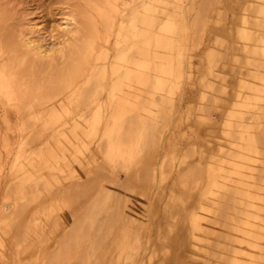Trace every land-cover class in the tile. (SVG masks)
<instances>
[{"label": "rangeland", "instance_id": "1", "mask_svg": "<svg viewBox=\"0 0 264 264\" xmlns=\"http://www.w3.org/2000/svg\"><path fill=\"white\" fill-rule=\"evenodd\" d=\"M183 2L184 7L153 2L157 18L162 15V6L179 23L180 13L186 11L187 26L175 29L174 42L192 56L190 73L178 80V87L169 94L170 101L162 103L149 140L138 143L135 160H139V165L125 168L115 161L109 163L110 168L97 171L100 155L96 143L84 139V158L79 164L70 159L65 167V172L76 175L64 178L59 174L58 183L49 179L48 190L41 187L44 191L37 197L36 209L31 210H37V218L32 214L38 222L34 225L29 222L35 218L28 219L29 222L26 218V225L21 220L25 227L16 220V210L32 195V181L25 179L19 164L33 172L27 157L35 168L47 173L43 157L52 140L48 138L51 130L41 129V119L34 121L30 112L47 111L50 106L58 110L61 100L67 103L70 91L51 95L49 101L35 99L39 97L35 95L29 102L30 109L23 102L0 95V264H187L190 259L194 264H230V248L239 235L245 238L243 256L248 259L247 264H264V195L253 197V216L247 218L243 214L246 185L214 186L199 195L196 186L200 182L189 175L196 164L205 172L215 147L209 148L206 143L211 145L218 140L227 144V153L240 155L233 158L241 163L250 186H264V143L253 139L250 150H244L238 138L240 132H248L253 138L264 135V102L254 100L257 102L252 104L254 92L264 77V54L259 51V46L264 45V0ZM141 3L142 0H115V7L107 10L106 22L95 18L98 37L88 58L90 66L97 67L102 62L124 66L125 62L114 53L116 41L128 38L132 45L125 51L126 57L134 61L144 58L134 50L136 45L144 44L133 39L135 32L128 19L133 9H142ZM83 6L84 0H0V49L12 53L10 44L5 43L8 32L17 40L29 37L42 41L41 34H47L51 28V33L56 30L54 34L58 35L55 28L63 23V17L70 18ZM241 14L249 16L253 23L248 24L254 31L251 41L240 37L237 31ZM70 20L74 27L80 26L77 16ZM78 38L71 35L72 46L78 44ZM241 44H252L253 51L241 50ZM206 49L212 50V61L205 55ZM99 51L102 57L96 56ZM66 56L53 62L35 56L33 74L26 73L31 58L28 56L20 65V74L25 75L29 86L41 85L46 73L61 66ZM2 61L0 51V65ZM104 84L107 87L108 79ZM236 94L242 99L233 105L235 116L230 117L228 108ZM246 95L251 96L250 101L247 99L249 107L244 105ZM229 121L235 126L230 127ZM160 163L165 178L160 177ZM104 178L111 181L103 183L112 194L109 206L106 211L96 212L94 223L81 220L85 225L79 219H84L80 216L86 208L78 206V198L102 195L98 188ZM125 185L130 186V192ZM96 191L101 194L98 196ZM22 192L25 197L20 196ZM121 193L125 197L115 204V196ZM43 200L45 210L40 205ZM204 205L205 211L200 208ZM84 211L86 214L87 209ZM177 211L179 215L173 214ZM31 212L27 214L32 216ZM76 218L82 228H76ZM245 220L250 222L249 226L242 223ZM69 234L72 240H67Z\"/></svg>", "mask_w": 264, "mask_h": 264}, {"label": "bare ground", "instance_id": "2", "mask_svg": "<svg viewBox=\"0 0 264 264\" xmlns=\"http://www.w3.org/2000/svg\"><path fill=\"white\" fill-rule=\"evenodd\" d=\"M154 1L155 0H142V9H133L128 18L135 32L133 39H135L137 43L141 42L144 44L139 46L136 45L134 50L145 55L144 58H142L141 61H134L126 57L125 51L129 47L131 48L132 39L128 38L122 41H116L114 55L117 59L125 62L124 66L114 64L108 66L107 62H102L99 66L93 67L90 66L88 62V58L92 56L91 50L93 42L98 37L95 28V18L97 17L101 21L106 22L108 17L107 10L108 8L115 7V0H84L83 9L77 8L76 14L70 17L74 20L77 16L79 27H74L70 18L63 17V23L58 24L59 27L55 28L59 30V34H54L56 31L54 29L53 33H51V28L50 31L48 30L49 32H47V34L46 32L41 34L40 39L42 41H34L29 37H25L24 40H17L13 37L12 33L8 32L6 34L5 31V43L7 45L10 44L13 50L11 54H8V52L5 53V51L3 52L2 49H0L3 54V61L0 65V95L6 97L10 101L17 100L21 103L23 102L26 105L25 107L30 109L32 105L29 102L34 99L33 97L35 95L39 96L35 99L42 98L49 101L51 95L62 94L64 90L70 91V94L67 96V103L61 100L58 103V110L55 106H50L47 111L38 110L30 112L34 121L41 119V129L51 130L48 138H51L52 141L43 157V163L47 169V173H42L41 168H35L27 157L26 160L32 166L33 172L28 170L26 165L22 163L19 164L21 165L19 167L20 172L23 173L25 179H31L32 181V195L28 200L22 202L15 212L16 220L21 223V226H24L23 223L26 225V218L27 221L28 219L30 221L33 220L32 218L36 217L34 214L37 210L32 213V207H34V210L36 209L37 197L44 191L41 187L48 190L47 181L49 179H55L58 183L59 174L63 175L64 178H71L76 175V173H72V171L65 172V167L67 166V161L70 159L72 161L76 160L79 164V160L84 158V151L87 148L84 139L88 140L89 143H96L100 155V161L96 168L97 171L106 170L108 167L110 168L109 163L115 161L119 162V165L125 168L131 164L136 166L139 165V160H135L138 143L141 141L147 142L149 140L151 133L155 130L156 119L161 111L162 103L170 101L169 94L178 87V80L184 76H188L190 73L192 56L191 52L183 50L181 46L174 42L175 29L178 26H182L183 29L187 26L186 11L180 13L181 21L179 23L173 18L171 13L166 12V8L162 6V15L157 18L154 14ZM158 1L165 7L170 6L171 3H173L175 7L177 5L185 6L183 0ZM175 9L173 11H176ZM248 17L249 16L245 14L240 15L241 24L239 23L237 26V31L240 37L251 41L253 40L251 35H253L254 31L248 27V24L253 23ZM35 31L39 32L40 29ZM71 35H78L80 38H78V44L71 45L69 42ZM47 39L49 40L46 41ZM261 40H263L262 37ZM250 46H252V44H241L240 49L251 52L253 50ZM259 51H262L264 54V45L259 46ZM101 52L102 51H99L96 56L102 57ZM204 53L209 56L212 50L206 49ZM28 56L31 57L29 58L30 64L26 72L29 74H33L32 65L34 64L33 58L35 56H39L41 59H47L48 62H53L59 57L66 56V58L61 66H56L51 72L46 73L43 84L29 86L25 81V75L20 74L19 71L20 65L24 62V58H28ZM155 58L163 61L158 63L154 60ZM209 59L212 61L210 56ZM149 69H151L152 72L148 71ZM105 79H108L107 87L104 84ZM261 82L262 85L256 88L254 92L252 102L254 100H262V102H264V77ZM204 84L212 88L205 80ZM103 90H105V94H102ZM241 97L242 96L239 94H236V100L229 106L230 117L235 116L233 105L239 104V100L242 99ZM249 98H251L250 95L244 97L246 100H249ZM247 101L245 103L242 101V103H244L246 107H249L248 104H250V100ZM228 125L231 127L234 124L229 121ZM243 128H245V126H243ZM238 138L241 141L239 146L244 148V150H250L253 139L254 141L264 143V135L253 138L248 132H245V134L240 132ZM212 145L215 147H213V153L210 155L211 161L207 165L205 172H203V168L198 164L194 165L190 170L189 175L191 178L193 180L198 179L200 182L198 185L199 187L196 186L199 195L208 193L214 186L226 184L237 186L239 184H244L247 187L245 192H243L246 199L244 202L245 210L243 214L247 218L250 217L252 215L253 197L260 198L263 196L264 186L254 188L250 186L242 173L241 163L233 158L235 156L239 157L240 155L233 152L227 153V144L218 140L211 145L206 143V146L209 148H211ZM244 145L246 147H243ZM228 154H230V158H228ZM15 164H17L16 160H14L13 165ZM159 172L161 178L166 177L161 163L159 164ZM104 181L111 182L105 178L102 180L100 184L101 188H98L101 189L100 192L102 195L99 196L98 194L100 192H95L99 197L92 198V196H90L91 199L85 200L78 198L81 200L78 206L81 209L82 207L87 209L85 214L84 210L86 209L83 208L84 215L80 216L81 218L85 216L87 219L85 217L84 219H79L78 217L80 221L86 220L88 222V220H90L89 223H94L92 221L96 212L107 210L109 206L108 202L112 194L104 187ZM125 188H127V192H130L129 185H125ZM20 196L25 197L24 192H22ZM117 196H115V204L125 197L122 193L119 197ZM45 202L46 201L43 200V202L40 203V205H42V210H45ZM200 208L204 211L206 210L205 205ZM27 212H31V215L33 214L35 217L33 215L30 216V214L28 215ZM173 214L179 215V212L177 211ZM28 216H30V218H28ZM35 219V223L33 221L28 222L33 225L37 224V219L36 221ZM21 220H24V222L22 223ZM77 220L76 224L79 225L80 222ZM82 221L81 223H84ZM242 223L244 225H250L248 220L242 221ZM78 225H75L77 229H79V227L82 228V225ZM76 228H74V230L79 231ZM239 232L240 234L245 233L244 231ZM69 235L70 237L67 238V240L71 239V234ZM245 246V238L242 235L237 236L230 248L228 258L230 264L248 263V259L245 260L243 256ZM187 264H194V261L190 259L187 261Z\"/></svg>", "mask_w": 264, "mask_h": 264}]
</instances>
